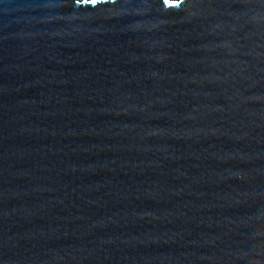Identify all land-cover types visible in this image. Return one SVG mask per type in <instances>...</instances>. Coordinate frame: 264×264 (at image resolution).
<instances>
[{
  "label": "water",
  "instance_id": "1",
  "mask_svg": "<svg viewBox=\"0 0 264 264\" xmlns=\"http://www.w3.org/2000/svg\"><path fill=\"white\" fill-rule=\"evenodd\" d=\"M0 264H264V0H0Z\"/></svg>",
  "mask_w": 264,
  "mask_h": 264
},
{
  "label": "snow or ice",
  "instance_id": "2",
  "mask_svg": "<svg viewBox=\"0 0 264 264\" xmlns=\"http://www.w3.org/2000/svg\"><path fill=\"white\" fill-rule=\"evenodd\" d=\"M93 2H95V0H93Z\"/></svg>",
  "mask_w": 264,
  "mask_h": 264
}]
</instances>
